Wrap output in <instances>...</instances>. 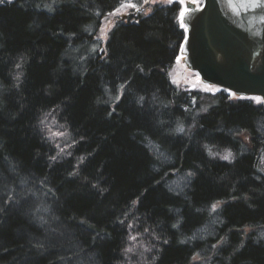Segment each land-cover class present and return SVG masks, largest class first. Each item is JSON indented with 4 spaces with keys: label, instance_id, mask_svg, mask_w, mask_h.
Instances as JSON below:
<instances>
[{
    "label": "trees",
    "instance_id": "1",
    "mask_svg": "<svg viewBox=\"0 0 264 264\" xmlns=\"http://www.w3.org/2000/svg\"><path fill=\"white\" fill-rule=\"evenodd\" d=\"M123 3L0 4V264H264V103L171 81L177 2L103 44Z\"/></svg>",
    "mask_w": 264,
    "mask_h": 264
},
{
    "label": "water",
    "instance_id": "2",
    "mask_svg": "<svg viewBox=\"0 0 264 264\" xmlns=\"http://www.w3.org/2000/svg\"><path fill=\"white\" fill-rule=\"evenodd\" d=\"M199 2L180 22L184 64L207 85L264 100V0Z\"/></svg>",
    "mask_w": 264,
    "mask_h": 264
},
{
    "label": "rangeland",
    "instance_id": "3",
    "mask_svg": "<svg viewBox=\"0 0 264 264\" xmlns=\"http://www.w3.org/2000/svg\"><path fill=\"white\" fill-rule=\"evenodd\" d=\"M170 3H173L172 0H124V3L115 12L109 14L102 21L99 32L102 43L104 44L111 28L117 23V21L132 13H149L155 5H165ZM180 16L179 19H181ZM169 77L175 85L182 89H197L203 92L211 93L221 91L217 86L207 85L201 82L199 75L196 72L191 71L184 64L182 56L177 57L174 65L169 70ZM228 94H230L232 98H241L233 93ZM252 99L256 103H264V100L260 98L253 97ZM41 126L46 137H48L57 146L58 153H60L61 156H66L69 152L67 150L68 133L64 126L57 123L52 115L44 116L41 120ZM260 167L264 172V158L261 161ZM129 251H134V239L130 242Z\"/></svg>",
    "mask_w": 264,
    "mask_h": 264
},
{
    "label": "flooded vegetation",
    "instance_id": "4",
    "mask_svg": "<svg viewBox=\"0 0 264 264\" xmlns=\"http://www.w3.org/2000/svg\"><path fill=\"white\" fill-rule=\"evenodd\" d=\"M172 2L181 4L182 9H186L189 4H200L199 0H172Z\"/></svg>",
    "mask_w": 264,
    "mask_h": 264
},
{
    "label": "snow or ice",
    "instance_id": "5",
    "mask_svg": "<svg viewBox=\"0 0 264 264\" xmlns=\"http://www.w3.org/2000/svg\"><path fill=\"white\" fill-rule=\"evenodd\" d=\"M9 2H11V0H9ZM2 3H4V0H0V4H2ZM183 15H184V13L182 12L181 13V18L183 17ZM119 97H117V99H118ZM178 131H183V128H180V129H178ZM230 156H231V154L229 153V154H227V155H225L224 157H223V159H225V160H227V159H229L230 158ZM53 159H55V158H53ZM189 175H191V173H189ZM218 205H213L212 207H213V210H215L216 209V207H217Z\"/></svg>",
    "mask_w": 264,
    "mask_h": 264
},
{
    "label": "bare ground",
    "instance_id": "6",
    "mask_svg": "<svg viewBox=\"0 0 264 264\" xmlns=\"http://www.w3.org/2000/svg\"><path fill=\"white\" fill-rule=\"evenodd\" d=\"M182 11L184 12V11H185V9H182V10H181V13H182ZM181 13H180V15H181ZM180 18H181V16H180ZM181 20H182V18L180 19V22H181ZM181 24H182V27H184V24H183V22H182ZM179 56H180V54H179Z\"/></svg>",
    "mask_w": 264,
    "mask_h": 264
}]
</instances>
